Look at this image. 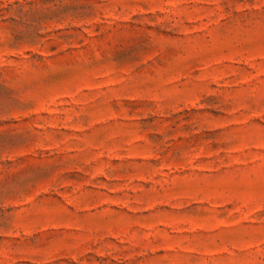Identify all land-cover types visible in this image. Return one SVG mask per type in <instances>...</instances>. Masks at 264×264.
<instances>
[{
    "label": "rangeland",
    "instance_id": "rangeland-1",
    "mask_svg": "<svg viewBox=\"0 0 264 264\" xmlns=\"http://www.w3.org/2000/svg\"><path fill=\"white\" fill-rule=\"evenodd\" d=\"M0 264H264V0H0Z\"/></svg>",
    "mask_w": 264,
    "mask_h": 264
}]
</instances>
